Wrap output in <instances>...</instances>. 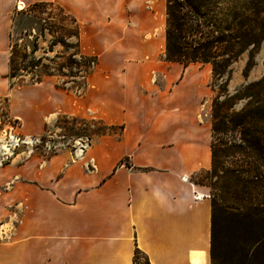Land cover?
<instances>
[{"label": "crops", "instance_id": "crops-1", "mask_svg": "<svg viewBox=\"0 0 264 264\" xmlns=\"http://www.w3.org/2000/svg\"><path fill=\"white\" fill-rule=\"evenodd\" d=\"M59 5L97 56L80 93L58 77L15 85L14 15ZM167 0H0V102L18 130L42 134L59 117L111 127L77 160L67 150L17 155L0 167V264H211L210 63L167 61ZM12 82V86L10 83Z\"/></svg>", "mask_w": 264, "mask_h": 264}, {"label": "rangeland", "instance_id": "rangeland-1", "mask_svg": "<svg viewBox=\"0 0 264 264\" xmlns=\"http://www.w3.org/2000/svg\"><path fill=\"white\" fill-rule=\"evenodd\" d=\"M199 14L216 26L236 19L232 25L247 17L243 30H249L261 38L257 48L248 45L229 65L228 73L222 77L213 75L210 85L214 90L207 107V119L213 128V166L198 174L194 181L207 185L214 202L218 227V254L221 262L230 264L229 258L236 247H245L247 258L238 250L241 260H252L253 264H264V88H254L253 95L240 97L249 82L259 79L264 73V0H197ZM180 14L189 11L180 1ZM14 15L12 30L9 31V53L16 73L15 85L32 83L42 76L43 68L29 67L34 57H41V64L56 71L64 65L57 76L58 83L72 90H83L86 67L66 66L69 60L80 61L77 53L74 20L57 5L40 4ZM203 19V18H202ZM223 25V23H222ZM42 33V35H40ZM37 40V50L27 55L32 41ZM252 52V64L246 75L244 66ZM219 54V53H218ZM218 54H213L216 59ZM82 62V61H80ZM57 73V72H55ZM73 75L71 78L69 76ZM74 83H71V80ZM6 102H0V129L5 125ZM55 128L46 132L64 134L67 137L86 135L90 138L112 131L98 120H83L59 117ZM251 207L248 215H243ZM256 250L254 256L253 251ZM134 264H146L143 254H138Z\"/></svg>", "mask_w": 264, "mask_h": 264}, {"label": "trees", "instance_id": "trees-1", "mask_svg": "<svg viewBox=\"0 0 264 264\" xmlns=\"http://www.w3.org/2000/svg\"><path fill=\"white\" fill-rule=\"evenodd\" d=\"M183 1L187 10L189 11V15L184 16L180 14V7L182 6L181 2ZM40 4H50V2H35L30 5L29 10L34 8ZM56 5V4H54ZM60 10H62L66 15L70 16L75 22V31L72 35L76 39V44L74 46L77 48L78 56L80 57V61L77 60H69L68 64H65L67 67L71 65H83L86 67V75L92 71L94 66L97 63V56L95 55H86L83 54L80 50L79 44V25L74 16L65 12L62 7L57 5ZM167 18H166V45L164 51V58L167 61H180L183 62L184 65H188L189 63H210L212 74L222 77L225 73H228L229 65L232 60L236 59L243 50L248 46L252 45V49L258 47L260 39L257 38L251 31L243 30L242 27L244 24L246 25L247 17L242 20H239L232 25L233 20L236 19V15H231V20L227 19L224 22L219 23V25H215L211 23L210 20L205 21L204 16L199 14L198 1L197 0H167ZM203 18V19H202ZM223 23V25H222ZM261 31H264L263 27H260ZM42 35V33H40ZM38 44L37 40L34 38L32 41V46L27 55H32L37 50ZM218 54L220 58L216 59V56L213 54ZM41 57H34L33 62H30L29 67H37L39 65L42 66V76L36 78L33 82H38L45 75H55V76H67L62 72V68L64 65L59 66L56 71H52L49 69L47 64H41ZM252 64V52L249 54V58L244 66L243 75H246L250 66ZM16 67L13 66L12 58L9 57V72L7 76L9 79L13 78L16 73ZM57 72V73H55ZM73 78L74 76H69ZM86 77V76H85ZM71 83H74V80H69ZM12 86V82L10 83ZM57 87L70 89L65 86V82L63 84L57 83ZM264 88V73L262 76L252 82H249L245 85L244 90L241 93L240 97L253 95V89ZM72 90V89H71ZM77 93L80 91L75 90ZM78 119V118H74ZM105 125V124H104ZM107 126V125H106ZM109 127V126H107ZM111 128V127H109ZM213 131V128H212ZM213 143H212V166H213ZM212 202V200H211ZM214 202H212V217H211V236H210V258L211 264H224L221 262V256L218 254V227L216 222V215L214 211ZM251 207H247L245 213H241L243 215H248ZM237 241V240H236ZM235 241L236 250L230 255L229 261L230 264H253L252 260H241V255L238 253V250H242V256H248L247 249L245 247H236L237 243ZM256 250L253 251L252 255L254 256ZM140 254V251L137 249L134 254V261L136 256Z\"/></svg>", "mask_w": 264, "mask_h": 264}, {"label": "built area", "instance_id": "built-area-1", "mask_svg": "<svg viewBox=\"0 0 264 264\" xmlns=\"http://www.w3.org/2000/svg\"><path fill=\"white\" fill-rule=\"evenodd\" d=\"M17 119L6 116L5 125L0 129V167L11 162L17 155L24 157L38 154L49 156L62 150L70 152L73 160L83 156L91 145L86 135L70 136L50 133L28 134L18 130Z\"/></svg>", "mask_w": 264, "mask_h": 264}]
</instances>
